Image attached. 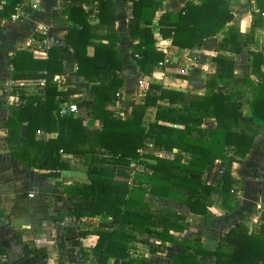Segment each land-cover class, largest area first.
<instances>
[{"label": "trees", "instance_id": "trees-1", "mask_svg": "<svg viewBox=\"0 0 264 264\" xmlns=\"http://www.w3.org/2000/svg\"><path fill=\"white\" fill-rule=\"evenodd\" d=\"M63 1L62 10L69 21L65 42L75 54L77 75L91 85L93 95L91 104L86 99L77 104L80 109L90 108L93 118L103 121L102 130L89 135L82 117L57 113L65 101L59 98L61 93L54 77L63 71L65 53L51 47L46 58H37L29 46H23L9 61L13 80H44V93L37 96L13 92L9 105L12 115L6 121L12 157L43 176H53L66 167L63 162L49 163L41 156L43 150H49L52 158L58 160L61 153L85 154L87 150L102 148L114 158L113 162L135 160L144 166V170H135L130 186L94 179L63 185L67 194L80 198L69 201L74 219L80 223L99 222L94 228L79 230L80 238L96 234L95 247L101 251L97 264H109V259L114 260L112 264L135 263L130 257L133 239L127 230L146 234L144 244L151 254L163 252L168 243L181 245L180 253L188 258L173 256L168 264H200L204 255L213 256L216 264H264V212L257 232L246 221L237 222L220 236L213 250H207L200 237L186 242L175 238L172 232H182L187 227L183 215L164 207L152 209L147 201L148 195L176 200L192 213L207 216L212 214L210 207L214 203H220L229 212L234 209L237 191L244 185L233 176V164L246 158L258 135L264 136V55L251 51L250 73L240 75L234 72L231 58L213 57L214 74L206 82L204 95L167 89L151 81L132 114L119 117L112 109L115 95L120 94L124 85L122 79L112 76V71L123 69L118 48L110 45L119 41L115 2ZM19 3L20 0H6L0 11V32L1 20L9 19ZM87 5L97 10V25L87 19ZM161 6L162 0H136L133 18L128 21L131 39H138L131 48L144 51V57L137 60L144 76H151L153 66L166 56L156 45L153 23ZM251 14L253 29L262 26L264 0H254ZM232 19L229 0L187 1L176 13H162L156 28L162 38L179 48L199 49L205 39L225 30ZM142 21L146 24L143 35ZM100 27L105 29L104 34L97 33ZM224 34L216 49L240 53L242 34L233 25ZM250 74L257 77L258 83ZM204 118H214L216 127H204ZM24 120L28 123L25 137L20 134ZM38 130L48 132L50 137L46 141L39 139ZM147 139L154 141L155 148L173 152V157L143 153ZM31 149H36L34 156ZM185 155L189 157L187 162L183 160ZM217 161L220 171L216 181L205 180L208 168ZM97 185L102 187L101 194L95 189ZM110 225L114 226L111 230L104 229Z\"/></svg>", "mask_w": 264, "mask_h": 264}, {"label": "crops", "instance_id": "crops-1", "mask_svg": "<svg viewBox=\"0 0 264 264\" xmlns=\"http://www.w3.org/2000/svg\"><path fill=\"white\" fill-rule=\"evenodd\" d=\"M136 0H114L116 9L115 29L118 42L116 46L122 60L123 69L112 71V76L124 81L120 94H116V104L112 109L119 117L132 114L136 103L142 101L149 82H158L164 88L179 90L186 93L204 95L206 82L212 78L214 67L211 59L216 56L231 58L236 74L250 73V52H260L264 55V17L263 24L253 29L251 9L254 0H229V8L233 19L216 36L205 39L201 48H179L164 39L158 33L156 21L164 12L176 13L187 1L199 0H162V6L156 12L154 23L156 45L165 52L164 61L153 66L152 75L144 76L139 72L137 60L144 57L141 49H132L131 45L138 39H131L128 31V21L133 18V3ZM160 1V0H154ZM63 0H20L18 8L10 14L9 19L3 18L0 32V254L1 264H97L101 251L95 247L97 236L89 234L79 237V230L94 228L98 221H76L69 210V201L80 199L69 195L63 189L64 184H76L94 179L131 185L136 169L144 170V166L135 160L113 162L114 158L102 148L87 150L85 154L61 153V158L54 160L49 150H43L41 156L49 163L63 162L66 167L55 175H40L37 169L23 167L19 160L12 157L8 147L10 130L6 126L7 119L12 115L10 103L13 92L25 95L41 96L44 93V80H13V67L10 59L15 52L29 46L33 56L46 58L47 51L55 47L65 53L63 71L55 75L54 80L60 91L61 103L76 104L86 99L93 101L91 85L77 75L75 54L65 42V34L69 27L67 16L63 13ZM6 0H0V11L5 8ZM13 15H20L13 19ZM85 15L93 25L99 23L98 12L92 6H85ZM234 26L242 34V51L231 53L226 49H216L221 43L226 31ZM145 22L140 24V34L143 35ZM97 33L104 34L100 27ZM103 41V40H102ZM264 68V65H262ZM258 83L256 76L250 74ZM247 112V111H246ZM69 115V114H67ZM82 117L87 134L98 133L102 130L103 121L94 119L90 108L80 109L74 114ZM151 119L152 114H149ZM203 126L215 128L214 118H204ZM20 134L27 136L28 123H20ZM39 139L47 140L48 132L38 130ZM18 141L16 142V144ZM152 139H147L142 152L172 158L173 152L155 148ZM22 148V147H21ZM36 149H31V155ZM184 161L189 157L184 156ZM220 171L217 161L208 168L205 180L215 182ZM233 176L243 183V189L237 191V201L232 211H227L220 203L210 207L211 215L194 214L183 203L159 196L148 195L147 201L152 209L168 208L184 216L187 227L182 232H172L180 242L189 241L195 237L203 240L207 250H213L221 235L226 233L235 223L246 221L252 231L257 232L262 223L261 214L264 212V136L258 135L250 152L241 163L232 167ZM96 191L101 194L102 187L97 185ZM114 226H104L111 230ZM133 239L130 257L134 264H168L173 256H185L180 253L181 245L168 243L163 252L151 254L149 247L144 244L146 234L127 230ZM154 237V236H152ZM157 239V238H154ZM113 259L108 263L112 264ZM200 264H216L211 255H204Z\"/></svg>", "mask_w": 264, "mask_h": 264}, {"label": "built area", "instance_id": "built-area-1", "mask_svg": "<svg viewBox=\"0 0 264 264\" xmlns=\"http://www.w3.org/2000/svg\"><path fill=\"white\" fill-rule=\"evenodd\" d=\"M20 15H13V19L18 18ZM78 111V106L76 104L64 105L59 109L60 114H74Z\"/></svg>", "mask_w": 264, "mask_h": 264}]
</instances>
